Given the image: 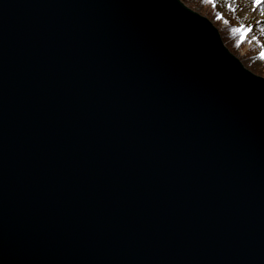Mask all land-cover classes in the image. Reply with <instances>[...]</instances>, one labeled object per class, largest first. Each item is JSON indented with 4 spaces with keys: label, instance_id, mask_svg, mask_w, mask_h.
<instances>
[{
    "label": "water",
    "instance_id": "water-1",
    "mask_svg": "<svg viewBox=\"0 0 264 264\" xmlns=\"http://www.w3.org/2000/svg\"><path fill=\"white\" fill-rule=\"evenodd\" d=\"M0 264H264V76L182 0H0Z\"/></svg>",
    "mask_w": 264,
    "mask_h": 264
},
{
    "label": "rangeland",
    "instance_id": "rangeland-1",
    "mask_svg": "<svg viewBox=\"0 0 264 264\" xmlns=\"http://www.w3.org/2000/svg\"><path fill=\"white\" fill-rule=\"evenodd\" d=\"M206 16L220 31L227 47L250 70L264 76V16L246 20L238 0H182ZM264 2V0H261ZM250 28L246 37L241 27ZM234 38H231V35Z\"/></svg>",
    "mask_w": 264,
    "mask_h": 264
},
{
    "label": "bare ground",
    "instance_id": "bare-ground-1",
    "mask_svg": "<svg viewBox=\"0 0 264 264\" xmlns=\"http://www.w3.org/2000/svg\"><path fill=\"white\" fill-rule=\"evenodd\" d=\"M238 4L246 20H250L259 16H264V2L261 0L259 4L257 3V0H238ZM262 32L264 40V30Z\"/></svg>",
    "mask_w": 264,
    "mask_h": 264
},
{
    "label": "snow or ice",
    "instance_id": "snow-or-ice-1",
    "mask_svg": "<svg viewBox=\"0 0 264 264\" xmlns=\"http://www.w3.org/2000/svg\"><path fill=\"white\" fill-rule=\"evenodd\" d=\"M259 2H260V0H257V3H258V4H259ZM253 10H255V9H253ZM239 31H240V33H241L242 36H245V37H246L247 32H248V31H251V29H250V28H244V27L242 26L241 29H240Z\"/></svg>",
    "mask_w": 264,
    "mask_h": 264
},
{
    "label": "trees",
    "instance_id": "trees-1",
    "mask_svg": "<svg viewBox=\"0 0 264 264\" xmlns=\"http://www.w3.org/2000/svg\"><path fill=\"white\" fill-rule=\"evenodd\" d=\"M230 35H231V38H234L232 34H230Z\"/></svg>",
    "mask_w": 264,
    "mask_h": 264
}]
</instances>
